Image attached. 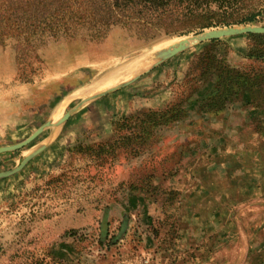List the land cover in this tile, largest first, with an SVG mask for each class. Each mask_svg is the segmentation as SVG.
Returning a JSON list of instances; mask_svg holds the SVG:
<instances>
[{
    "label": "rangeland",
    "instance_id": "rangeland-1",
    "mask_svg": "<svg viewBox=\"0 0 264 264\" xmlns=\"http://www.w3.org/2000/svg\"><path fill=\"white\" fill-rule=\"evenodd\" d=\"M230 25L0 35V146L71 113L0 153V264H264V34L149 56Z\"/></svg>",
    "mask_w": 264,
    "mask_h": 264
},
{
    "label": "trees",
    "instance_id": "trees-1",
    "mask_svg": "<svg viewBox=\"0 0 264 264\" xmlns=\"http://www.w3.org/2000/svg\"><path fill=\"white\" fill-rule=\"evenodd\" d=\"M241 3L242 0H0V35H22L29 43L35 34L71 38L76 31H89L88 36L96 39L114 26L133 31H193L256 21L261 11L241 12ZM215 41L210 40L209 45ZM232 70L236 73L232 78L241 76L234 68L228 73ZM232 78L226 81L223 91ZM225 100L227 97L222 95L221 103Z\"/></svg>",
    "mask_w": 264,
    "mask_h": 264
},
{
    "label": "water",
    "instance_id": "water-1",
    "mask_svg": "<svg viewBox=\"0 0 264 264\" xmlns=\"http://www.w3.org/2000/svg\"><path fill=\"white\" fill-rule=\"evenodd\" d=\"M244 33H259V34H264V26H258V25H230V26H224L221 28H211V29H206L202 30L201 32L195 33L190 35L187 38H184L180 40L176 46L172 47L171 49L167 50L163 54L160 55V58L156 61V63L162 59H165L177 52L182 51L183 49L187 48L191 44L203 42V41H209L212 39H218L226 36H233V35H238V34H244ZM133 78L129 79L128 81L124 82L128 83L131 81ZM111 88L110 90H112ZM70 112H66L63 116H61L54 124L51 122H45L41 126H39L35 131H33L28 137L23 139L20 142L11 144V145H5V146H0V153L2 152H7V151H13L19 148H22L23 146L27 145L30 143L35 137H37L45 128L50 127L52 125H59L63 123L69 116ZM22 164V163H21ZM21 165L18 167L14 168L10 172L6 173H0V177H3L7 174H10L17 169H19Z\"/></svg>",
    "mask_w": 264,
    "mask_h": 264
},
{
    "label": "crops",
    "instance_id": "crops-1",
    "mask_svg": "<svg viewBox=\"0 0 264 264\" xmlns=\"http://www.w3.org/2000/svg\"><path fill=\"white\" fill-rule=\"evenodd\" d=\"M230 38H232L230 42L233 52L245 51L246 49L250 48L253 43L251 40H249V38H247V36L244 35L234 36Z\"/></svg>",
    "mask_w": 264,
    "mask_h": 264
},
{
    "label": "bare ground",
    "instance_id": "bare-ground-1",
    "mask_svg": "<svg viewBox=\"0 0 264 264\" xmlns=\"http://www.w3.org/2000/svg\"><path fill=\"white\" fill-rule=\"evenodd\" d=\"M189 36H184V37H178V38H175V39H172V40H169L165 45L158 47L159 49H155L152 53H150L149 56H155V55H159V54H163L164 52H166L167 50L171 49L172 47L176 46L177 43L184 39V38H187ZM152 51V50H151ZM150 51V52H151ZM156 57V56H155ZM158 57V56H157ZM145 58V57H144ZM152 58V57H151ZM150 59V58H149ZM151 60V59H150ZM154 60V59H153ZM157 60V58L155 59V61ZM147 61V60H146ZM141 62V61H140ZM150 63V62H148ZM151 64H152V60H151ZM149 65V64H148ZM110 74H113V73H110ZM119 79V78H118ZM90 94V93H89Z\"/></svg>",
    "mask_w": 264,
    "mask_h": 264
}]
</instances>
